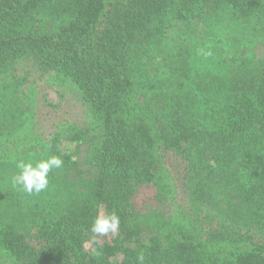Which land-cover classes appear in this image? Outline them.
Returning <instances> with one entry per match:
<instances>
[{
	"label": "trees",
	"instance_id": "obj_1",
	"mask_svg": "<svg viewBox=\"0 0 264 264\" xmlns=\"http://www.w3.org/2000/svg\"><path fill=\"white\" fill-rule=\"evenodd\" d=\"M36 71L79 90L94 131L67 135L89 171L54 137L31 161L63 165L28 193L13 155L34 140ZM101 210L120 225L94 243ZM3 255L264 264V0H0Z\"/></svg>",
	"mask_w": 264,
	"mask_h": 264
},
{
	"label": "rangeland",
	"instance_id": "obj_2",
	"mask_svg": "<svg viewBox=\"0 0 264 264\" xmlns=\"http://www.w3.org/2000/svg\"><path fill=\"white\" fill-rule=\"evenodd\" d=\"M32 77L31 94L25 102L33 104V110L28 115L25 114L24 127L34 140L15 152L13 159L18 160L17 163L32 160L35 155L42 154L46 146L52 143V138L57 137L61 150L79 160L83 171H89L88 145L67 138L69 132L79 128H88L92 132L87 102L72 84L59 85L47 74L41 75L38 71ZM0 264L17 263L13 257L3 255Z\"/></svg>",
	"mask_w": 264,
	"mask_h": 264
},
{
	"label": "clouds",
	"instance_id": "obj_3",
	"mask_svg": "<svg viewBox=\"0 0 264 264\" xmlns=\"http://www.w3.org/2000/svg\"><path fill=\"white\" fill-rule=\"evenodd\" d=\"M63 165V160L58 155H49L34 162L19 161L17 163L18 174L14 176L13 183L21 186L28 193H40L47 189L49 185V173L53 169H59ZM120 218L115 211H98L94 217L90 231L93 234V242L97 243L99 237L108 236L118 231ZM138 259L142 262L143 255Z\"/></svg>",
	"mask_w": 264,
	"mask_h": 264
}]
</instances>
